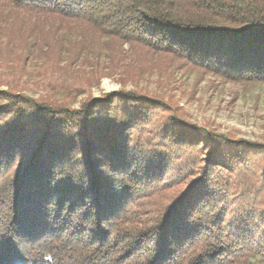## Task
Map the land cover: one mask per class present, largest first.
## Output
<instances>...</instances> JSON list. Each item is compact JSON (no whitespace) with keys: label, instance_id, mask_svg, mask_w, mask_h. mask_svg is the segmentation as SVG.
Masks as SVG:
<instances>
[{"label":"trees","instance_id":"16d2710c","mask_svg":"<svg viewBox=\"0 0 264 264\" xmlns=\"http://www.w3.org/2000/svg\"><path fill=\"white\" fill-rule=\"evenodd\" d=\"M123 46L140 65L136 76L163 56L170 66L264 82V0H0V169L26 125L38 145L27 168L0 179V264H264V227L252 223L264 224V169L228 222V210L218 208L223 197L198 192L213 183L204 171L154 216H123L137 188L119 176L149 182L146 169L155 165L144 158L135 176V160L110 136L128 134L137 125L130 123L165 105L122 90L79 109L66 104L117 73ZM103 53L110 66L100 63ZM31 64L34 85L65 102L27 95L21 76ZM168 121V132L181 128L191 144L212 148L213 166L218 157L242 165L246 151L264 154L263 145ZM61 143L78 145L88 161L67 160Z\"/></svg>","mask_w":264,"mask_h":264},{"label":"rangeland","instance_id":"374dc122","mask_svg":"<svg viewBox=\"0 0 264 264\" xmlns=\"http://www.w3.org/2000/svg\"><path fill=\"white\" fill-rule=\"evenodd\" d=\"M123 55L124 58L120 63L121 68L116 71L115 75L93 81L86 92L77 96L72 102L66 103L71 110L79 109L81 103L86 100L102 98L122 90L134 91L148 98L161 100L165 105L164 111L154 108L148 111L149 113L144 116L142 121L130 123L129 126L137 125L136 128H131L130 132H127L128 134L118 132L110 136L111 145L114 144L115 149L119 151L122 144L129 152V159L135 160L134 169L137 171L135 176H140L144 158L149 157V160L154 161L155 165L153 167L148 165L146 169L154 177L149 182H145V180L135 183L127 177L119 176V179L123 178L121 182L125 184L132 182L131 185H135L137 188L135 189L137 196L131 198L123 216L128 214L135 219H142L146 215L154 216L161 207L167 204V198L171 199L173 195L188 188L187 186L193 181L202 177L201 174L204 171L206 174H210L208 177L213 183H210L211 188L205 186L198 192L219 193L223 197L224 200L218 204V208L222 207L228 210L225 222H228L232 217H237L238 213L233 210L245 203L243 201H246L248 197V183L256 185L257 179L264 169V154L246 151V157L241 159L242 165H239L235 160L230 159L228 162L217 156V161L214 160L213 163L218 166H213L208 159L212 148H207L203 144L198 145L196 137V140L191 144L185 131L181 128L168 132L170 129L168 119L169 117L175 118L176 121L180 119L187 124L203 128L213 135L246 142L251 147H254L253 145L264 146V82L249 81L248 79L235 82L221 78L210 72L209 69L199 66L198 68H189L181 63L179 66H170L165 62L163 56L153 59L156 63L148 59V62L154 64L153 69L147 70L141 76H136L135 72L140 65L134 59L128 46H123ZM100 63L110 66L106 65L108 64L106 53L102 54ZM35 68L34 64L28 65L26 73L21 76L22 81L27 83L25 87L27 95L36 99L49 97L60 103L65 102L62 94L49 93L34 85L40 79L35 73ZM2 88L4 87L0 86V89ZM98 111L97 109L95 113L99 114ZM5 121L6 125L9 124L11 117L8 116ZM26 127L28 126L26 125ZM26 127L24 128L26 132L22 134L21 138H16V141H20V143L16 147L8 145L10 148L5 152L7 161L0 169L1 180L11 176L21 166V169L27 168L31 157L36 152L38 145L35 146L29 142L30 136H33L34 132L29 131ZM13 139L15 141V138ZM185 141L190 144H184ZM80 142L81 140L77 139L75 143L80 144ZM61 144L66 146L64 156L67 160L73 159L74 161L75 157L79 161H84V157H87L83 156V153L79 154L78 148L75 150L78 145ZM54 146L58 145L54 144ZM58 149L60 148L58 147L56 150L58 151ZM83 151L86 152L84 149ZM87 161L86 158L84 163ZM191 165L193 167L190 171L189 166ZM61 171L67 173L69 170L64 168ZM217 181L219 184L227 183L229 186L224 188L215 184ZM252 223L264 227V224L260 225L258 220H254ZM196 247L197 245L193 248Z\"/></svg>","mask_w":264,"mask_h":264}]
</instances>
